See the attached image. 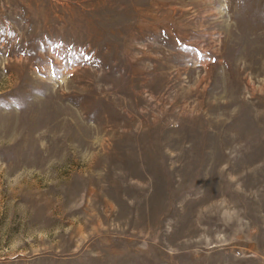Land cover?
I'll return each mask as SVG.
<instances>
[{
	"label": "rangeland",
	"instance_id": "1",
	"mask_svg": "<svg viewBox=\"0 0 264 264\" xmlns=\"http://www.w3.org/2000/svg\"><path fill=\"white\" fill-rule=\"evenodd\" d=\"M0 264H264V0H0Z\"/></svg>",
	"mask_w": 264,
	"mask_h": 264
}]
</instances>
